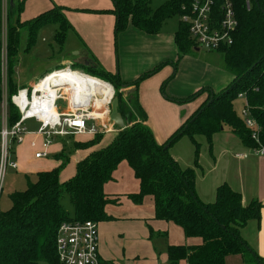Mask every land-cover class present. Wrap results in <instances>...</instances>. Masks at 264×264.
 <instances>
[{
	"label": "trees",
	"instance_id": "16d2710c",
	"mask_svg": "<svg viewBox=\"0 0 264 264\" xmlns=\"http://www.w3.org/2000/svg\"><path fill=\"white\" fill-rule=\"evenodd\" d=\"M24 1L17 0L15 14L18 16L23 10ZM111 1V10L99 12L115 16L116 35L128 26L146 34H156L166 20L176 16L178 24L174 39L179 57L193 47L188 28L180 20L182 5L187 6L190 0H168L154 9L150 6L151 0ZM230 1L238 24L231 45L219 50L224 68L231 75L228 86L217 93L208 90V97L199 109L164 143L158 144L144 124L146 115L137 96L126 100L120 92V88L129 84H124L116 75L104 70L101 71L102 77L93 75L113 86L114 97L118 100L117 110L125 127L107 145L91 151L78 161L75 174L68 180L60 182V166L55 167L37 172L34 182L28 181L23 191L10 195L11 207L0 211V264H57L55 238L62 222L92 220L98 223L109 218L105 206L113 200L105 195L103 186L112 179L113 171L122 161L127 162L139 180L138 193L129 195L131 201L141 203L146 196L152 197L155 219L172 222L183 230L186 237L201 240L197 245H169L166 250L168 264H225L227 256L237 254H251L258 258L241 238L240 230L249 220L259 219L263 205L257 200L244 205L240 193L227 183L216 188L213 202L200 201L194 190L195 168L181 169L168 153L175 141L188 136L195 144L196 167L198 143L194 136L204 135L210 142L212 135L225 127L244 146L255 148L257 144L251 138L250 131L234 110L233 102L238 94L244 95L251 116L260 126V141L264 143V0ZM62 10L61 7H53L28 21L16 19L15 24L7 23L6 83L11 90L7 94L8 99L16 93V90L12 92L15 87L10 79L17 62L20 29L27 27L28 51L34 46L42 26L56 24L54 41L61 46L72 28ZM7 16L10 19L8 12ZM87 68L90 70L85 72L90 75V71L96 70L90 65ZM150 73L141 75L130 85L136 86ZM173 75L174 72L168 80ZM200 93L201 90L186 100L176 102L187 101ZM17 119L18 112L8 101L9 124ZM87 147L90 145L81 144L77 148ZM65 196L68 197L72 213L62 204Z\"/></svg>",
	"mask_w": 264,
	"mask_h": 264
},
{
	"label": "crops",
	"instance_id": "0c3cea01",
	"mask_svg": "<svg viewBox=\"0 0 264 264\" xmlns=\"http://www.w3.org/2000/svg\"><path fill=\"white\" fill-rule=\"evenodd\" d=\"M53 7L63 9L64 16L72 28L68 30L61 46L54 41L56 24H47L39 29L36 42L30 50L33 53L31 59L39 61L43 56L45 60H50L41 62V65L37 66L38 69L33 70L25 86L53 70L74 66L87 68L93 62L97 69L116 75L121 82L129 84L124 85L120 92L126 100L137 96L138 103L146 115L144 124L151 130L158 144L164 143L199 109L208 97V90L217 93L216 90H222L231 81L227 71L226 74L221 72L219 67L209 63L202 64L192 58L190 52L179 57L174 39L177 25L171 27L163 24L156 34H146L128 26L116 35L115 16L112 13L99 12L111 10V0H25L19 20L28 21ZM41 35L44 37H40ZM44 38H49L48 42ZM39 44L44 48H38ZM37 49L35 55L34 51ZM194 50L198 51L197 48ZM18 58L19 53L16 64ZM80 60L83 65H76ZM159 65L161 66L153 71ZM152 71L153 73H150ZM173 72V77L168 80ZM146 73L150 74L136 86L130 85ZM199 90L201 93L196 97L176 102L186 100ZM31 123L28 122L27 125ZM110 138L87 148L72 147L66 155L65 167L59 171L60 182L71 178L75 174L76 163L91 151L105 146ZM194 139L198 143V166L195 167V144L188 136H182L175 141L169 147L168 153L181 169L195 168L194 190L200 201L213 202L216 188L222 183H227L231 189L240 193L244 205L252 200H257L263 205L259 219L249 220L240 230L241 238L258 258L251 254L230 255L226 257L225 264H264V156H259L244 146L227 127L214 133L210 142L204 135H195ZM65 140L66 138H58L47 151L55 156L62 153ZM31 141H35V146H42L41 137L28 134L20 147H28ZM34 159L37 161L41 158ZM16 163L17 167L21 166V169L25 170L26 163L22 155H19ZM58 164V161H54L48 167L35 170L49 171ZM103 191L113 201L105 206V213L109 218L98 222L97 225L100 264H114L123 258L126 252L124 247H121V241L124 238H118L121 236L119 232L128 236L133 230L127 227H135L137 223L142 227L145 225L143 229L146 237H151L153 233L166 237L170 232L174 234L175 230L178 231L180 237L169 241L170 245H197L201 242L200 238L186 237L183 230L174 223L155 219L152 197L146 196L141 203L131 201L129 195L138 193L139 180L135 178L126 161L119 163L112 173V179L104 184ZM153 229L156 232H153ZM114 234L119 246L115 242ZM134 238L137 239L136 231ZM165 257L168 264L167 256Z\"/></svg>",
	"mask_w": 264,
	"mask_h": 264
},
{
	"label": "built area",
	"instance_id": "2783aa9c",
	"mask_svg": "<svg viewBox=\"0 0 264 264\" xmlns=\"http://www.w3.org/2000/svg\"><path fill=\"white\" fill-rule=\"evenodd\" d=\"M182 10L180 20L188 28L193 47L219 52L231 45L238 21L230 0H190L187 6L182 5ZM61 71L70 73L72 79L95 78L85 71L63 67L46 73L27 87L19 88L9 99L4 93L0 118V193L5 170L17 169V163L10 159V153L14 144L23 142L25 135L42 138V149L34 154L39 159L48 156L49 146L58 138L95 136L120 130L109 119L110 103L114 97L113 86L95 78L109 85L112 90L105 100V108L101 112H95V100L101 97L100 94L91 93L90 88L80 80L72 85L58 80ZM237 98L244 100L241 119L257 144L252 150L255 154L264 156L260 126L251 116L244 95L238 94ZM8 101L18 112V119L13 124L8 122ZM28 122L36 123V130H29ZM30 145L35 147V141H31ZM97 225L92 220L62 222L55 238L57 264H100Z\"/></svg>",
	"mask_w": 264,
	"mask_h": 264
},
{
	"label": "rangeland",
	"instance_id": "374dc122",
	"mask_svg": "<svg viewBox=\"0 0 264 264\" xmlns=\"http://www.w3.org/2000/svg\"><path fill=\"white\" fill-rule=\"evenodd\" d=\"M166 1L168 0H151L150 6L152 9H154L160 6L161 4L165 3ZM16 6H17V0H0V36H1L0 38V41H1V48H0V80H1L0 118H1L2 101L4 98V93L9 94V90H10L6 83V76H7L6 74L7 73V67H6L7 62H6V52H5L6 25L7 23L15 24L16 19H19L20 16L15 14ZM7 12L10 15V19H8ZM177 20H178V17L176 16L171 17L170 19L165 21L164 25L175 27L177 25ZM26 34H27V27L23 26L19 31L18 63L15 65L13 72L11 74V79H10L12 85L15 87L12 92H15V90L17 91L19 88L26 85L27 81L31 78L33 70L38 69L37 66L39 64L41 65V62L44 63L50 60V59L45 60L43 56L41 57V59H38L39 61H35L31 59L33 53L30 51L31 49L28 51L26 50V38H27ZM40 37H44V36L41 35ZM44 39L48 42L49 38H44ZM49 42L51 43V40H49ZM40 47H42V49L44 48L43 45L39 44L38 48ZM118 47H119V42H118ZM53 48H54L53 50H55L56 48L54 44H53ZM194 48L195 47H191V49L189 50L190 52L189 54L190 56H192V58L200 61L202 64L208 65L209 63L210 65L214 67H219L221 72H225L227 74L224 68L222 56L219 52L217 51L207 52L203 49H199L198 51H195ZM37 52H38V49L34 51V54L37 55ZM116 58L117 57H115V61L117 60ZM81 63L82 61L80 60L78 64L76 65H80ZM90 66L96 69V70L90 71V73L92 74L91 76L93 75L99 76V77L103 76L101 72L103 70L97 69V67H95L93 62L90 63ZM71 68L77 69V70L80 69L82 71L90 70L84 67L81 68V66H74ZM219 90H216V92H218ZM109 96L110 95H106V96L101 95V97L97 98L95 102H97L98 104L102 102L104 99L107 100ZM233 103H234V110L236 114L239 117H241V110L243 109V106H244V100L242 98H237ZM109 119H110V114H109ZM136 122H139V121H136ZM27 127L29 130H36L37 124L32 122L31 125H27ZM120 130H122V128ZM118 132H116V134ZM113 135H114V132L113 133L107 132V133H103L101 136L96 137V138H86V137H89L90 135H82V136H76L73 138L72 137L66 138L63 144L62 153H59L55 156L54 154L51 155V152L49 151L48 156L46 158H41L37 161L34 159V152L41 150L42 146L38 145L35 147H31L30 145H28V147L22 149L20 145L23 142L20 144H17V143L14 144L12 153H10V159L18 162L19 155H22L26 163V168L25 170H22L21 166L20 167L18 166L16 170H13L10 168H7L5 170L4 178L2 181V190L0 193V211H6L11 207V204H12L10 200L11 194H13L14 192L23 191L26 188L28 181L34 182L36 180V173L39 170H35V169H43V167H48L50 163H54V161H58L59 164L55 167L60 166V170H62L66 165V155L72 147H79L81 144L82 145L89 144L90 146L91 144H93L92 146H94L98 144L101 140L103 143L105 139L108 137H111L110 138V141H111L113 139ZM77 137H80V138H77ZM62 204L69 213H72V208H71V205L69 204L67 196L63 198ZM134 226L135 227H132V226L127 227L133 230L131 233L128 234V236L127 234L119 232L121 236H118V238H124L121 241L123 243V246L121 247H124V251L126 252V254L119 261H115L114 264H167L166 257H165L166 250H167V247L170 245L169 241L175 240L180 237V234L178 233V231L175 230L174 234H171L170 232V234L166 235V237L159 236L157 234L154 235V233L152 234L151 237H148V236L146 237V234H144L145 225H143L142 227L141 224L137 223ZM135 231H136L137 239L134 238ZM153 232H156V230ZM114 239H115L116 244L119 246V242L116 240L115 234H114ZM55 255H56V251H55Z\"/></svg>",
	"mask_w": 264,
	"mask_h": 264
},
{
	"label": "bare ground",
	"instance_id": "6f19581e",
	"mask_svg": "<svg viewBox=\"0 0 264 264\" xmlns=\"http://www.w3.org/2000/svg\"><path fill=\"white\" fill-rule=\"evenodd\" d=\"M58 80H62V82H66L67 85H72L74 82L80 80V82L83 83V85L85 86H88L90 88V92L91 93H99L100 96L101 95H111V88L109 85H107L106 83L104 82H101V81H98L97 79L95 78H86V79H83V78H79V79H72L70 77V73H67V71H61L60 72V77ZM38 87V86H37ZM71 87V86H69ZM73 87V86H72ZM107 101H102L100 103L97 104V102H95V112H101L100 110L105 108V103Z\"/></svg>",
	"mask_w": 264,
	"mask_h": 264
},
{
	"label": "water",
	"instance_id": "95a60500",
	"mask_svg": "<svg viewBox=\"0 0 264 264\" xmlns=\"http://www.w3.org/2000/svg\"><path fill=\"white\" fill-rule=\"evenodd\" d=\"M210 101L208 102V104ZM118 106V100L117 98L113 97L111 103H110V120L115 123L116 127L118 129L124 128V121L117 110Z\"/></svg>",
	"mask_w": 264,
	"mask_h": 264
}]
</instances>
